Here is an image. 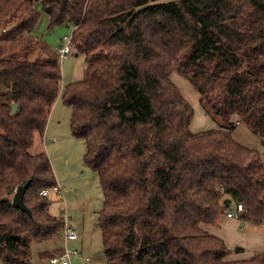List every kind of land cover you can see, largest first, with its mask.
Instances as JSON below:
<instances>
[{"label": "trees", "instance_id": "trees-1", "mask_svg": "<svg viewBox=\"0 0 264 264\" xmlns=\"http://www.w3.org/2000/svg\"><path fill=\"white\" fill-rule=\"evenodd\" d=\"M39 9L49 29L71 26L86 62L61 100L102 189L106 264H264V254L226 260L204 230L226 199L243 206L240 220L264 222V162L232 136L244 125L264 145V0H0V28L11 27L0 37V264H31V244L64 228L40 196L56 184L50 160L30 152L61 80L58 50L31 36ZM173 72L219 128L190 131ZM28 180L30 217L11 206Z\"/></svg>", "mask_w": 264, "mask_h": 264}, {"label": "rangeland", "instance_id": "rangeland-1", "mask_svg": "<svg viewBox=\"0 0 264 264\" xmlns=\"http://www.w3.org/2000/svg\"><path fill=\"white\" fill-rule=\"evenodd\" d=\"M39 12V18L31 31V36L44 41L57 51L65 44L62 40L63 37L71 38L72 28L62 25L49 29L48 16L41 9ZM10 29L11 27L7 26L1 27L0 37ZM59 64L61 70L60 93L49 113L51 123L55 128L52 136L57 145L51 148V157L48 156V158L57 183L58 180H61L63 184L59 186L62 189L61 195L49 191L47 199L50 202V213L59 217L62 214L65 215V223H68V227L76 230L78 241L68 239L62 231L53 240L32 243L30 246L31 264H43L41 254L46 251L52 252L58 248H61L63 253L77 252L79 254L81 252L82 256L90 257V261L86 264H106L102 253V236L97 227L98 212L103 204L102 189L97 175L83 161L85 152L83 140L74 138L70 134L71 109L61 100V92L66 85L83 79L86 62L84 55L77 54L70 44V53L67 57L60 58ZM171 80L193 108V118L190 124L192 133L220 127L219 119L205 112L199 103L200 94L192 88L186 79L173 72ZM232 136L242 146L257 150L264 162L262 140L253 135L244 125H237ZM49 139L50 137L42 143L41 138L36 135L35 144H40L43 149L42 144H45ZM60 145L61 148L58 149L57 146ZM237 248L235 247L232 253Z\"/></svg>", "mask_w": 264, "mask_h": 264}, {"label": "crops", "instance_id": "crops-1", "mask_svg": "<svg viewBox=\"0 0 264 264\" xmlns=\"http://www.w3.org/2000/svg\"><path fill=\"white\" fill-rule=\"evenodd\" d=\"M52 109V108H51ZM50 115V114H49ZM55 128L53 127V123H51V118L48 116L47 124L45 127L44 132L42 135H38L41 138L42 143L44 140H47V138L50 137L49 141H46L43 145V149L40 146V144H35V137L33 145L30 149V152L32 154H37L40 152L47 153V156L51 157V148L57 145L56 140L53 138L52 133L54 132ZM35 135V136H36ZM53 138V139H52ZM58 149L61 148L60 146H57ZM59 182L58 186H61L63 181L58 180ZM62 194V189L60 188ZM233 203L229 208H233ZM50 212V211H49ZM66 226H68V223H66ZM204 230H206L208 233L212 234L213 236H216L224 241L226 247L229 249V256L226 258V260H243V259H249L256 254H264V230L261 229L259 225H253L247 222H244L240 220L239 218L234 217H226L224 214L223 218L209 226H204ZM50 240H53L50 239ZM48 240V241H50ZM78 241V239H77ZM47 242V241H44ZM235 247H238L234 253H232V250L235 249ZM80 252V251H79ZM63 254L62 249L58 248L54 251H46L43 254H41V262L43 264H50V260L54 257H59ZM88 258V261L85 262L84 259ZM74 264H86L90 261V257H84L82 256V253L80 252L75 257L71 259Z\"/></svg>", "mask_w": 264, "mask_h": 264}, {"label": "built area", "instance_id": "built-area-1", "mask_svg": "<svg viewBox=\"0 0 264 264\" xmlns=\"http://www.w3.org/2000/svg\"><path fill=\"white\" fill-rule=\"evenodd\" d=\"M62 40L65 42V44L62 45L58 50L59 58H65L70 53V39H68L67 37H63ZM49 191H52L57 195H60L61 193L60 187L57 184H55L50 189H43L40 192V196L47 197ZM242 211H243V206L241 204H234L233 208H229V207L226 208L225 215L226 217H229V218L231 217L238 218L239 213H241ZM61 218L64 220L63 233L66 235L68 239L77 240L78 236H77L76 230L71 227L66 226L65 215L62 214ZM259 226L261 227V229L264 230V222H262ZM77 254H78L77 252L63 253L59 257L52 258L50 260V264H72L71 259ZM84 261L87 262L88 258H85Z\"/></svg>", "mask_w": 264, "mask_h": 264}, {"label": "water", "instance_id": "water-1", "mask_svg": "<svg viewBox=\"0 0 264 264\" xmlns=\"http://www.w3.org/2000/svg\"><path fill=\"white\" fill-rule=\"evenodd\" d=\"M18 106L16 104H14L11 108L12 114H15L17 111ZM31 181L28 180L26 181L23 185H19L15 188L14 193L12 195L11 198V206L15 209H19L20 211L26 213L29 217L31 216V212L30 210L26 207V205L24 204V195L25 192L27 190V188L29 187ZM230 204V200L226 199L224 201V205L225 208H228ZM237 251V250H236ZM71 263L74 264V262L71 260Z\"/></svg>", "mask_w": 264, "mask_h": 264}]
</instances>
